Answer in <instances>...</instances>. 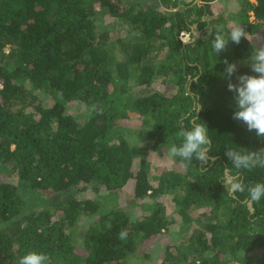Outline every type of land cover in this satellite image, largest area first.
<instances>
[{
	"label": "trees",
	"instance_id": "1",
	"mask_svg": "<svg viewBox=\"0 0 264 264\" xmlns=\"http://www.w3.org/2000/svg\"><path fill=\"white\" fill-rule=\"evenodd\" d=\"M213 2L0 0V264L29 251L48 264L149 262L173 224L169 198L180 231L195 228L157 264H264V198L229 194L222 183L226 167L246 186L264 182V168L237 173L224 154L264 148V137L233 119L223 63L236 64L234 84L257 75L255 47L242 38L219 55L212 48L231 23L260 34L264 47V0H239L232 19L214 15ZM108 16L127 26L126 38L111 34ZM194 118L208 128V160L151 164L150 152L179 145L176 133ZM132 120L140 148L120 125Z\"/></svg>",
	"mask_w": 264,
	"mask_h": 264
},
{
	"label": "clouds",
	"instance_id": "2",
	"mask_svg": "<svg viewBox=\"0 0 264 264\" xmlns=\"http://www.w3.org/2000/svg\"><path fill=\"white\" fill-rule=\"evenodd\" d=\"M242 38L248 40L246 31L239 25L234 26L227 37L222 31H218L212 42V48L219 55L226 50L229 41L239 44ZM223 63L226 78L229 80L227 89L234 93L236 102L233 119L243 122L248 131L254 130L257 136L264 137V47H256L249 58L251 71L257 75H238L235 84L231 82V78L236 72V64L229 63L227 59ZM201 108L202 106L197 102L195 113ZM176 136L181 140V143L179 145L172 144L168 148L169 158L180 157L182 160L192 161L195 156L202 165L208 160L211 146L208 128L197 123L195 118L191 121L190 129H181L176 133ZM224 154L231 161L232 167L237 170V173L241 170L252 171L255 168H264V148L258 151L247 149L238 151L227 148ZM222 183L229 194L247 191V199L253 202H259L264 198V182L246 186L239 174L234 175L227 167ZM125 235L126 233L121 231L119 238L123 239ZM48 260L49 257L45 253L29 251L19 258L18 264H48Z\"/></svg>",
	"mask_w": 264,
	"mask_h": 264
},
{
	"label": "rangeland",
	"instance_id": "3",
	"mask_svg": "<svg viewBox=\"0 0 264 264\" xmlns=\"http://www.w3.org/2000/svg\"><path fill=\"white\" fill-rule=\"evenodd\" d=\"M138 1L139 3H147V4H153L154 0H135ZM198 2V1H197ZM199 3V2H198ZM212 7V11L214 13V15L219 14V12H223L225 15L231 17V19L233 18L232 16H236L237 14L241 13L240 7H239V0H215V2H213L211 4ZM183 8V5H181V9ZM104 20L106 21V24L108 25L109 31L111 32V34H113L115 36V38H126V36H128V30H127V26L121 22H119L118 20H114L111 17H106L104 18ZM231 28H233L235 25L233 23L230 24ZM200 35L199 30H197L194 27V31H193V36L195 38H197ZM185 40H191V37H184ZM249 40L252 42V44L254 45V47H263L262 44V36L260 34H257L255 36H248ZM155 87L158 90H168L169 91V87L163 85L160 81L155 82ZM82 105H78L77 107H74L72 110H70L71 113L76 114L77 112L82 111ZM125 124L121 123L120 125L123 126V128H125L126 130V134H125V138L130 142V144L132 145V147L134 148H140V146L142 144H140V142H138L136 140V137L130 134V131L134 132L135 130L139 129L140 127V121L139 120H132L129 122H124ZM148 160L151 164H153L155 167L156 166H160V167H166V168H170L172 165V158H169L167 155V151L161 152V153H156V152H150L149 156H148ZM124 193H122L121 197H120V204L121 205H127V200H129V197H126V195H124ZM162 200V198H161ZM167 205V215L169 217V219L173 220V224L171 226V230L169 231V234H167V239L163 240L162 242H159V239L155 242H153L151 245V249H152V259L149 262H144L142 264H157L159 261H161L164 257V252H165V247H167L168 245H172L174 247L177 246L179 243L182 242V240L184 239L185 236H187L194 228L195 225L193 224H189V226H187L184 230L185 231H180V224H181V220H180V215L177 213V211L173 208L172 206V199L169 198L167 199L166 202ZM201 211H197L196 214H200ZM139 213V215L141 216V211H139L137 209L136 214ZM135 214V217L137 216ZM174 249V248H173ZM137 264H141L137 263Z\"/></svg>",
	"mask_w": 264,
	"mask_h": 264
},
{
	"label": "built area",
	"instance_id": "4",
	"mask_svg": "<svg viewBox=\"0 0 264 264\" xmlns=\"http://www.w3.org/2000/svg\"><path fill=\"white\" fill-rule=\"evenodd\" d=\"M249 2L255 4L257 2V0H248Z\"/></svg>",
	"mask_w": 264,
	"mask_h": 264
},
{
	"label": "crops",
	"instance_id": "5",
	"mask_svg": "<svg viewBox=\"0 0 264 264\" xmlns=\"http://www.w3.org/2000/svg\"><path fill=\"white\" fill-rule=\"evenodd\" d=\"M187 1H190V0H187Z\"/></svg>",
	"mask_w": 264,
	"mask_h": 264
}]
</instances>
